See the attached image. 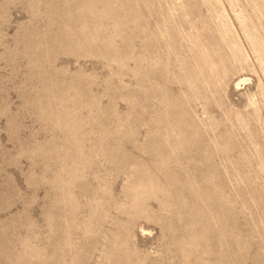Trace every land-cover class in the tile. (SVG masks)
Segmentation results:
<instances>
[{"label":"rangeland","instance_id":"obj_1","mask_svg":"<svg viewBox=\"0 0 264 264\" xmlns=\"http://www.w3.org/2000/svg\"><path fill=\"white\" fill-rule=\"evenodd\" d=\"M0 264H264V0H0Z\"/></svg>","mask_w":264,"mask_h":264}]
</instances>
